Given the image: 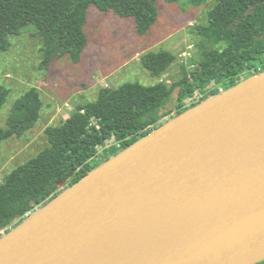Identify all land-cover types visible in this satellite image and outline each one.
<instances>
[{
	"label": "water",
	"instance_id": "water-1",
	"mask_svg": "<svg viewBox=\"0 0 264 264\" xmlns=\"http://www.w3.org/2000/svg\"><path fill=\"white\" fill-rule=\"evenodd\" d=\"M264 260V71L162 124L0 237V264ZM118 260V259H116Z\"/></svg>",
	"mask_w": 264,
	"mask_h": 264
},
{
	"label": "trees",
	"instance_id": "trees-1",
	"mask_svg": "<svg viewBox=\"0 0 264 264\" xmlns=\"http://www.w3.org/2000/svg\"><path fill=\"white\" fill-rule=\"evenodd\" d=\"M191 1L197 5L206 2ZM215 2L207 25L199 26L202 39L193 70L184 65L183 76L171 85L127 82L102 88L97 100L81 105L61 124L47 127L49 145L13 169L0 184V232H8L37 207L161 126L168 116L175 118L218 94L219 84L228 89L264 71V0ZM92 4L133 18L141 35L149 32L160 15L157 0H0V53L11 47V36L29 24L42 23L43 65L66 55L79 62L89 44L85 25ZM175 60V54L165 49L141 57L155 77ZM7 94L0 85V110ZM42 106L37 88L19 97L6 127L0 128V139L22 136L37 121ZM256 264H264V260Z\"/></svg>",
	"mask_w": 264,
	"mask_h": 264
},
{
	"label": "rangeland",
	"instance_id": "rangeland-1",
	"mask_svg": "<svg viewBox=\"0 0 264 264\" xmlns=\"http://www.w3.org/2000/svg\"><path fill=\"white\" fill-rule=\"evenodd\" d=\"M215 0L197 5L191 0H157L158 21L149 32H137L133 18L114 11H102L92 4L85 30L89 44L79 62L69 56L43 65L45 42L39 25L29 24L10 37L11 47L0 53V85L8 91L0 110V128H5L15 101L37 88L43 101L39 118L22 136L0 139V184L19 165L35 157L49 145L47 127L59 125L81 105L97 100L102 88H117L124 83L168 85L191 71L199 58L202 36ZM165 49L175 54V62L160 76H152L141 62L148 51ZM168 116L166 121L172 120ZM29 215V214H28ZM6 231L0 232V237Z\"/></svg>",
	"mask_w": 264,
	"mask_h": 264
},
{
	"label": "bare ground",
	"instance_id": "bare-ground-1",
	"mask_svg": "<svg viewBox=\"0 0 264 264\" xmlns=\"http://www.w3.org/2000/svg\"><path fill=\"white\" fill-rule=\"evenodd\" d=\"M131 250L132 252L136 251L126 244H119L116 247L104 248L100 251L101 262L102 264H112L115 263V261H121L122 258Z\"/></svg>",
	"mask_w": 264,
	"mask_h": 264
},
{
	"label": "built area",
	"instance_id": "built-area-1",
	"mask_svg": "<svg viewBox=\"0 0 264 264\" xmlns=\"http://www.w3.org/2000/svg\"><path fill=\"white\" fill-rule=\"evenodd\" d=\"M262 69V66H260L259 67V70H261ZM247 74V72L245 71L244 73H243V75L244 74ZM243 77V76H242ZM240 82V81H239ZM217 88L219 89V92H223V91H225V90H227V88H226V86L224 85V84H219L218 86H217ZM229 89V88H228ZM205 93L206 92H200V95H205Z\"/></svg>",
	"mask_w": 264,
	"mask_h": 264
}]
</instances>
